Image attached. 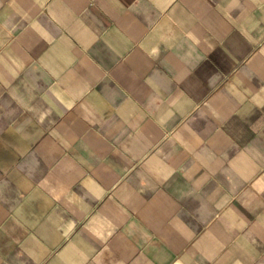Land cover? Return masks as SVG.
I'll use <instances>...</instances> for the list:
<instances>
[{"label":"crops","instance_id":"obj_1","mask_svg":"<svg viewBox=\"0 0 264 264\" xmlns=\"http://www.w3.org/2000/svg\"><path fill=\"white\" fill-rule=\"evenodd\" d=\"M0 264H264V0H0Z\"/></svg>","mask_w":264,"mask_h":264}]
</instances>
